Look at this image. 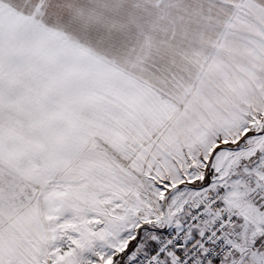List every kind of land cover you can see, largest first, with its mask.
<instances>
[{"label": "snow or ice", "instance_id": "obj_1", "mask_svg": "<svg viewBox=\"0 0 264 264\" xmlns=\"http://www.w3.org/2000/svg\"><path fill=\"white\" fill-rule=\"evenodd\" d=\"M0 264H264V0H0Z\"/></svg>", "mask_w": 264, "mask_h": 264}]
</instances>
